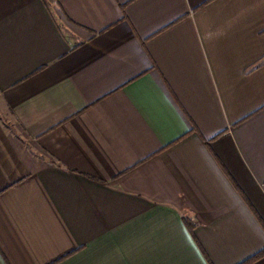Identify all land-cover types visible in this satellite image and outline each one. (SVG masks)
Here are the masks:
<instances>
[{"label": "crops", "instance_id": "crops-1", "mask_svg": "<svg viewBox=\"0 0 264 264\" xmlns=\"http://www.w3.org/2000/svg\"><path fill=\"white\" fill-rule=\"evenodd\" d=\"M264 0H0V264H264Z\"/></svg>", "mask_w": 264, "mask_h": 264}, {"label": "trees", "instance_id": "trees-1", "mask_svg": "<svg viewBox=\"0 0 264 264\" xmlns=\"http://www.w3.org/2000/svg\"><path fill=\"white\" fill-rule=\"evenodd\" d=\"M264 254V253H263Z\"/></svg>", "mask_w": 264, "mask_h": 264}]
</instances>
